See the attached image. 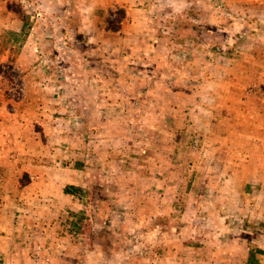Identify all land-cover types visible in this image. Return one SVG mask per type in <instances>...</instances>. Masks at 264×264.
<instances>
[{
	"label": "rangeland",
	"instance_id": "obj_1",
	"mask_svg": "<svg viewBox=\"0 0 264 264\" xmlns=\"http://www.w3.org/2000/svg\"><path fill=\"white\" fill-rule=\"evenodd\" d=\"M249 249L264 264V0H0V264Z\"/></svg>",
	"mask_w": 264,
	"mask_h": 264
},
{
	"label": "trees",
	"instance_id": "obj_2",
	"mask_svg": "<svg viewBox=\"0 0 264 264\" xmlns=\"http://www.w3.org/2000/svg\"><path fill=\"white\" fill-rule=\"evenodd\" d=\"M120 14H122V18L124 17V11L122 10L121 12H120ZM189 24V23H188ZM188 24L185 22V27H189L188 26ZM118 25V26H117ZM120 24H116V25H113V26H111V27H109V29H111V30H113V31H116V30H118L119 29V26ZM191 25V24H190ZM193 26H191V28H192ZM72 189V190H71ZM74 190H76V191H81V188L80 187H78V188H76L75 186H70L69 188H65V192H67V193H74V192H72V191H74ZM259 261H258V259L256 258V252H255V250H251V249H249V251H248V256H247V261H246V263L247 264H257Z\"/></svg>",
	"mask_w": 264,
	"mask_h": 264
}]
</instances>
